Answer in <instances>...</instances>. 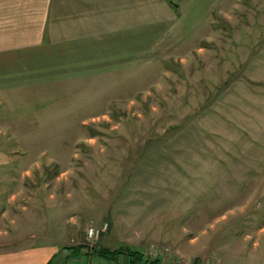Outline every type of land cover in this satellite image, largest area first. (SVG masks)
<instances>
[{"label":"rangeland","instance_id":"rangeland-1","mask_svg":"<svg viewBox=\"0 0 264 264\" xmlns=\"http://www.w3.org/2000/svg\"><path fill=\"white\" fill-rule=\"evenodd\" d=\"M200 1L167 4L179 17ZM204 12L183 46L161 55L159 43L136 73L0 91L14 232L58 236L72 255L86 245L166 249L163 264H264V0Z\"/></svg>","mask_w":264,"mask_h":264},{"label":"crops","instance_id":"crops-1","mask_svg":"<svg viewBox=\"0 0 264 264\" xmlns=\"http://www.w3.org/2000/svg\"><path fill=\"white\" fill-rule=\"evenodd\" d=\"M202 1L196 13L178 17L167 0H0V91L136 73L142 61L158 58L159 43L161 55L183 46L215 0ZM17 197L0 196V264H117L93 251L73 256L58 236L38 231L29 237L20 227L14 232Z\"/></svg>","mask_w":264,"mask_h":264},{"label":"trees","instance_id":"trees-1","mask_svg":"<svg viewBox=\"0 0 264 264\" xmlns=\"http://www.w3.org/2000/svg\"><path fill=\"white\" fill-rule=\"evenodd\" d=\"M169 2L172 3L174 6H178L174 2V0H169ZM66 248H68L69 250V247H66ZM73 250H74V253L76 252L73 256H76V257L79 255H82L81 252L83 250H86L87 252L86 254L93 251L95 252L96 255H99L105 258L106 260L113 261L117 264H119V260L123 257H127V264H163V262H161V259L148 258L145 255L144 251H140V250L125 251L123 249H116V250L111 251L109 249H103L101 252H99L96 250V248L89 247L86 245H80L74 248Z\"/></svg>","mask_w":264,"mask_h":264},{"label":"built area","instance_id":"built-area-1","mask_svg":"<svg viewBox=\"0 0 264 264\" xmlns=\"http://www.w3.org/2000/svg\"><path fill=\"white\" fill-rule=\"evenodd\" d=\"M108 228H109L108 223H105L104 226L101 228L90 227L87 233V237L89 241L91 243H94L96 240H98L102 236L103 233L108 231ZM144 253L148 258L161 259L164 255L167 254V250L166 249L164 251H159L157 249L155 251L147 250V251H144Z\"/></svg>","mask_w":264,"mask_h":264}]
</instances>
